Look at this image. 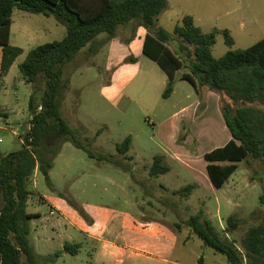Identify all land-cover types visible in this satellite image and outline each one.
I'll return each mask as SVG.
<instances>
[{
  "label": "rangeland",
  "instance_id": "rangeland-1",
  "mask_svg": "<svg viewBox=\"0 0 264 264\" xmlns=\"http://www.w3.org/2000/svg\"><path fill=\"white\" fill-rule=\"evenodd\" d=\"M234 2L235 8L243 9L246 8L243 2L252 4L243 20L225 17V12H213L214 4L221 0H168L170 9L161 14L158 25L174 35L182 19L191 16L203 33L217 31L212 54L218 59L229 51L248 49L264 38V0ZM12 20L11 44L22 48L23 54L5 77L4 85H0V111L6 115L0 117V157L22 148L31 128L30 98L33 95L40 103L46 88L42 77L34 84L26 83L19 66L32 49L61 41L67 34L66 24L55 16L15 9ZM226 29H232V46L226 42L223 33ZM139 30L124 38L119 30L114 37L103 33L65 65L63 78L68 87L63 91L61 112L96 157L91 158L87 151L71 142H63L61 137L48 146L54 163L50 183L41 172L36 176L34 173L28 183L31 196L27 210L41 214L31 220V245L40 255L57 253L60 244L46 246L43 230L52 231L55 224L64 230L68 226L76 238L67 241L82 243L81 252L64 253L41 264H88L84 237L69 226L65 217L81 227L83 222L93 226L94 215L100 209L116 206L123 212L141 216V208L147 204L152 223L165 222L173 231H181L174 259H182L183 264H229L224 255L206 247L187 226L190 217L203 209V220L212 223L221 240L237 248L240 264H251L242 244L251 228L264 226L261 166L251 160L240 163L228 183L216 189L205 160L206 153L223 147L232 138L222 113V106L230 100L207 86L195 88L181 80V74H177L173 94L164 98L168 77L156 62L142 56V41L148 30L144 26ZM169 47L182 55L178 38ZM1 59L0 47V62ZM181 73L190 70L184 68ZM127 137L132 138L130 150L120 154L117 146ZM101 156L107 160H98ZM158 156L164 157L163 164L170 171L153 178L150 169ZM188 185L194 186L193 192L188 198H181L177 192ZM46 200H54L56 206L51 208ZM231 216L238 221V228L227 232Z\"/></svg>",
  "mask_w": 264,
  "mask_h": 264
},
{
  "label": "trees",
  "instance_id": "trees-1",
  "mask_svg": "<svg viewBox=\"0 0 264 264\" xmlns=\"http://www.w3.org/2000/svg\"><path fill=\"white\" fill-rule=\"evenodd\" d=\"M167 8L168 0H0V85L23 54L22 48L11 44L15 9L58 17L67 27V34L61 41L32 49L19 66L26 83L34 84L42 77L46 88L40 103L33 95L30 98L31 128L25 135L22 148L0 157V197L3 200L0 207V264L48 263L62 255L57 253L41 258L30 244V220L36 216L27 212L31 196L28 183L37 169L48 183L51 181L49 173L54 163L49 154L53 152L42 140L45 134L60 133L63 142H71L87 151L91 158L96 157L80 141L78 133L61 112L63 91L68 87L63 69L101 34L114 37L119 27L131 22L148 30L143 54L156 62L168 77L164 98L172 95L177 74H181L180 79L190 82L195 88L207 86L230 100L222 106V113L232 138L223 147L205 154L213 187L223 188L239 164L250 160L260 164L264 183V39L248 49L229 51L216 59L212 48L217 31L205 34L191 16H185L173 35L158 25L159 16ZM223 33L227 44L234 45L230 31L226 29ZM175 37L180 40L179 52L182 55L169 48ZM184 68H188L190 73H181ZM235 106L238 108L234 109ZM2 116L6 115L0 111ZM131 143L132 138L127 137L117 146L118 152L127 154ZM98 160L107 159L101 156ZM163 160L162 156L155 158L151 176L159 177L170 171ZM193 190L194 186L188 185L177 194L185 199ZM261 200L264 202V195ZM227 223V232L238 228V221L233 216ZM187 226L206 247L224 255L229 264H240L237 248L221 240L212 223L203 220V209L190 217ZM242 246L251 264H264V226L251 228ZM79 248L77 244L67 243L63 252L76 255Z\"/></svg>",
  "mask_w": 264,
  "mask_h": 264
},
{
  "label": "crops",
  "instance_id": "crops-1",
  "mask_svg": "<svg viewBox=\"0 0 264 264\" xmlns=\"http://www.w3.org/2000/svg\"><path fill=\"white\" fill-rule=\"evenodd\" d=\"M234 1L236 0H221V3H215L213 6V12H225L223 13L225 17L234 16L233 19L236 18L238 21L243 20V18L247 16L248 11L252 10V4L243 2L246 8H235L233 4L235 5L237 3ZM169 9L170 6L168 5L167 10ZM217 18L219 19L221 16L218 15ZM159 26L161 27V25ZM121 27L122 28L119 27L118 33L124 38L131 33H134L137 29H140L138 32H141L142 26H137L134 22H131L130 24ZM227 30L230 31L232 29ZM144 40L142 41L143 45ZM143 55L144 54H142V56ZM140 73H142V69L138 71V76ZM141 81L143 82V78ZM130 84L131 83L125 85L122 91L123 94ZM37 172H39L38 169L35 171L34 176H36ZM150 177L158 178L154 176ZM110 181L114 182L112 180ZM46 201L51 208H54V205L56 206V202L54 200ZM129 205L135 207V205H132L131 201H129ZM146 205L147 204H144L141 208L143 212L141 216H135L131 213L123 212L120 209H117L116 206H113L112 208L107 207L100 209L99 213H95L94 215L95 223L93 226H89L87 223L83 222L81 227L77 225L74 220L70 219L69 217H65V220L68 221L69 226L75 227L76 231L82 234L84 237V245L86 243L88 246V264H183L182 259L173 258L176 253L175 246L178 242L177 236L181 231H173L167 224H165V222L161 224L152 223L150 216L148 215L149 208L146 207ZM28 213L36 216L33 219L41 216V214L38 212ZM50 213L54 214L53 211ZM42 238L44 244L48 247L54 246L56 242L60 244L61 250L57 253H62V255L65 253L63 251L65 244L67 243L79 245L80 248L76 255H78L83 249L82 243H70L67 241V238H76V235L71 232L68 226H66L64 230L59 224L52 225V231L45 229L43 230ZM191 238L192 237L190 236L189 239ZM185 242H187V239H185ZM36 254L41 258L52 256L40 255L38 253Z\"/></svg>",
  "mask_w": 264,
  "mask_h": 264
},
{
  "label": "water",
  "instance_id": "water-1",
  "mask_svg": "<svg viewBox=\"0 0 264 264\" xmlns=\"http://www.w3.org/2000/svg\"><path fill=\"white\" fill-rule=\"evenodd\" d=\"M58 137H60V133H57L54 136H49V134H45L42 140L47 146H50Z\"/></svg>",
  "mask_w": 264,
  "mask_h": 264
},
{
  "label": "built area",
  "instance_id": "built-area-1",
  "mask_svg": "<svg viewBox=\"0 0 264 264\" xmlns=\"http://www.w3.org/2000/svg\"><path fill=\"white\" fill-rule=\"evenodd\" d=\"M24 143V142H23ZM29 147V146H28Z\"/></svg>",
  "mask_w": 264,
  "mask_h": 264
}]
</instances>
